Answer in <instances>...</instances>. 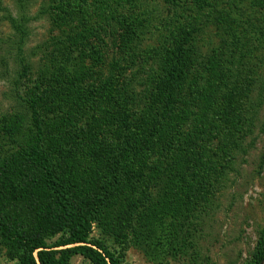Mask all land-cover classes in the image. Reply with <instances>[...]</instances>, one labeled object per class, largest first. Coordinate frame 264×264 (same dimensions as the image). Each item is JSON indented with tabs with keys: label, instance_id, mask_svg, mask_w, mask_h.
Returning a JSON list of instances; mask_svg holds the SVG:
<instances>
[{
	"label": "rangeland",
	"instance_id": "1",
	"mask_svg": "<svg viewBox=\"0 0 264 264\" xmlns=\"http://www.w3.org/2000/svg\"><path fill=\"white\" fill-rule=\"evenodd\" d=\"M0 1L5 10L0 11L4 216L11 219L27 203L46 202L51 196L42 184H30L24 186L20 196L24 199L19 201L20 174L31 173L34 166L20 149L27 150L36 134L28 100H38L46 137L42 148L54 163L64 160V182L68 191L76 189L78 202L97 199L114 175L119 180L101 207L93 236L115 252L121 264H264V48L260 51V44L252 41L241 50L232 47L241 33L226 24L231 23L228 14L242 12L244 17L255 15L260 27L264 0H33L23 44L9 21L11 15L18 16L16 0ZM60 13L65 17L61 23ZM258 37L255 40L262 36ZM179 38L191 55L201 59L192 77L178 84L179 109L170 121L164 120L159 134H150L153 127L147 126L159 119L147 123L142 118L145 113H162L160 98L152 97L157 95L153 77L163 62L161 53ZM125 40L130 44L127 52L121 48ZM16 44L24 48L23 63ZM243 51L251 56V68L243 69V55L233 74L239 81L235 112L221 101L211 103L200 96L188 100L189 85L201 90L214 78L206 60L228 61L235 56L234 61L240 62ZM116 61L127 66L118 79L110 73ZM119 91L136 100L125 105ZM205 92L209 93L207 87ZM133 106L139 111L135 118L139 123L130 127L135 119L124 116L136 114ZM80 144L103 157L98 171L89 175L91 181L76 183L70 175L80 171L76 165L80 158H73L75 151L82 152L76 149ZM107 145L118 154L128 152L122 153L116 167ZM144 150L148 155L141 161L137 155ZM87 152L83 154L92 155ZM127 171L141 179L125 181ZM0 264H18L1 237ZM69 264L92 263L74 256Z\"/></svg>",
	"mask_w": 264,
	"mask_h": 264
},
{
	"label": "trees",
	"instance_id": "2",
	"mask_svg": "<svg viewBox=\"0 0 264 264\" xmlns=\"http://www.w3.org/2000/svg\"><path fill=\"white\" fill-rule=\"evenodd\" d=\"M32 2L33 0H16L18 16L11 15L9 18L13 30L22 41L20 44L25 43V37L27 35L26 26L28 21L32 19L29 11ZM60 7H63V5L61 4L59 8ZM0 11L5 10L1 7ZM41 13L44 14L43 11ZM241 13L235 16H233V13L227 15L231 23L226 21V24L231 29L232 27H237L241 33V37H234L230 45L241 50L242 47L240 46H243V44L247 46V43L252 41L254 43H259V50H263L264 23L258 27L255 15L251 16L248 14L244 17V14ZM61 17L62 19L58 20L59 23L63 22L65 18L62 15ZM184 33L186 36L189 35V32L185 31ZM135 34L136 30L133 29L131 38L134 39ZM235 34L236 31L233 32V35ZM258 35L262 36L261 39L255 40V38L258 39L260 37H258ZM128 42L129 41L125 40V44L121 47L124 52L129 50L130 44H128ZM183 45L181 38H179L176 40V44L173 48L166 50L165 53H161L163 62L160 65L157 75L153 77L154 88L157 90V95H152V97L154 99L157 97L160 98L162 113L160 116H158V112L150 113L151 116L145 113V117L142 118L143 120H148L147 123H149L154 122L155 118L158 117L159 121L156 124L147 126L148 128L153 127L150 134H159L161 124L165 122L164 120L167 119L170 121L171 114L179 109L178 102L180 99L178 100V96L180 91L178 84L181 83V81L183 82L190 74L192 77V69L199 64L198 61L201 59L198 55H196L197 57H195L194 54L191 55L189 52L190 50H187ZM15 47L18 57H20V62L23 63L22 54L24 48L19 44H16ZM243 55L245 57L243 69L248 71V69L251 68V56L248 58L249 53L246 51L241 52L240 62L234 61L235 56L228 61H222L219 57H214L213 60H206L205 65H211L208 69L211 73H214V78L206 85L209 93L206 94V87H202L200 90L197 86L191 84L188 86L187 90L188 97L190 98L188 100H194V97L200 96L203 100L205 98L211 103H213L214 100L217 103L221 101L225 106L229 107L232 112H235L238 106L233 104V98L236 91L239 90V81L238 74L236 76H233V74L238 72L237 66L239 64L241 65ZM64 57L65 54L59 58V61L63 62ZM258 60H260V58ZM257 65L259 64L257 63ZM125 68H127V66L123 68L121 67V63L116 61L114 67H112L110 71L111 76L117 75L116 77L118 79L120 75L126 71ZM126 91L128 90L126 89ZM126 91L118 92L120 95L119 100L123 101L125 105H129L131 100L134 102L136 99L133 95H126ZM54 99L53 97L52 100ZM156 101L157 100H154L153 103ZM78 102L81 108L85 106V101H83L82 97L79 98ZM28 104L32 113V124L36 134L32 136L27 150L24 149L25 147L20 149L22 154H25L30 162H34V166L31 173H24L23 171L20 174L23 188L19 191V197L24 191V186L28 188L29 185L32 184V186L35 187L37 183L42 184L51 196L46 202L41 199L37 202L27 203L23 212L17 215L14 214L15 216H12L11 219L4 216V213L1 212L2 208H0V237L9 245V252L18 260V264H69L74 256H82L88 259L92 264H121L119 256L108 249L102 241L93 236L94 223L98 220L101 207L107 203L110 196H113L115 187H118L120 184L119 180L114 175V179L110 180L109 183L106 182L102 187L101 194L97 199L93 200L94 202L87 203L84 200L82 201L83 203L78 202L74 195L76 189L73 188V190L71 189L68 191L64 182L63 176L66 174V170L62 167L64 160L58 159L55 160L54 163V159H50V156H47L42 148L46 141V137L45 134H43V127L39 120L40 105L38 104V100H28ZM129 107L132 108L131 106ZM148 107L151 108V105L146 104L145 108L149 109ZM133 108L135 107L133 106ZM135 111L136 114L135 112H133V114H127L126 112L124 117L127 119L130 117L134 119L137 118L139 111L137 108H135ZM112 117L114 118V116ZM137 121L139 123L138 119L131 120L130 127H132V124L137 123ZM167 124L168 122L166 125ZM125 146L128 149L127 144ZM106 147H108L109 150V146L107 145ZM76 149H82V152L77 150L73 153V150L70 156L73 153V158H80L76 164L80 171L79 173L74 172L70 176H74L76 183L84 182L83 179L86 181L90 179L91 181L92 178H90L89 175H93V173L98 171L97 163L101 160L99 157L103 156L101 153L97 154V151L94 149L83 147L81 144L77 146ZM85 151H88L87 153H91L92 155L88 156L86 153V155H84L83 152ZM109 152L111 156L109 159L111 158V163L114 167L120 163L122 153H128L126 149L120 151L121 154L117 153V149L116 151L110 149ZM147 155L148 153L144 150V152L141 151V153H138L137 157H139L141 161H144ZM62 158H65V155H62ZM10 159H15V156L10 155ZM60 171L62 174L58 173ZM123 173L125 174L124 180L127 182L136 183L141 179L140 174L131 171ZM97 179L106 181L107 178L105 179V177L97 176ZM4 186L3 190L7 192L8 183L5 182ZM22 199H24V197H20L19 201H23Z\"/></svg>",
	"mask_w": 264,
	"mask_h": 264
}]
</instances>
